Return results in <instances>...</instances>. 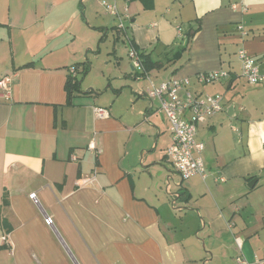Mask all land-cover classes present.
<instances>
[{
	"label": "crops",
	"instance_id": "obj_1",
	"mask_svg": "<svg viewBox=\"0 0 264 264\" xmlns=\"http://www.w3.org/2000/svg\"><path fill=\"white\" fill-rule=\"evenodd\" d=\"M106 2L125 32L100 0H0V80L11 79L9 98L0 91V264L264 259V79L249 85L236 55L242 44L264 77V0ZM238 24L249 32L243 43ZM131 45L160 68L134 77ZM111 55L117 67L106 86L81 82L67 105L68 69L88 59L92 72ZM219 69L227 79L196 87L223 97L221 112L197 130L206 177L181 183L165 158L168 121L146 91Z\"/></svg>",
	"mask_w": 264,
	"mask_h": 264
},
{
	"label": "built area",
	"instance_id": "obj_2",
	"mask_svg": "<svg viewBox=\"0 0 264 264\" xmlns=\"http://www.w3.org/2000/svg\"><path fill=\"white\" fill-rule=\"evenodd\" d=\"M100 2L107 13L117 18V31L125 32L123 20L119 17L115 4L107 3L106 0H100ZM235 30L238 33L239 41L243 43L249 32L241 24L236 25ZM177 38L179 41H183V35L180 31L177 33ZM236 55L240 62V76L249 85L260 84L264 77L259 73L257 59L249 55L242 44ZM128 57L133 73L141 74L143 68L139 53L131 46L128 51ZM70 72L75 75L73 69ZM228 76L229 71L219 69L196 74L193 78L170 77L162 81L158 86H152L146 91L147 97L158 101V111L168 121L171 144L166 149L165 158L173 167L181 183L194 176H199L202 179L206 177V170L201 158L204 145L196 140L197 130L198 126L207 118L218 114L222 110L223 97L221 95H203L198 92L196 87L215 84L227 79ZM10 87L11 79L9 77H4L0 80V91L5 98H9ZM105 115V110L96 109V116L104 117ZM88 149L94 154L97 153L94 143H90ZM71 158L76 160L74 156ZM181 183L177 187H180ZM168 187L169 184L167 183L166 189ZM175 197H178V195L175 194ZM29 199L34 205L39 204L35 193H31ZM175 202L176 200L172 202V206L175 205ZM44 224L52 227L53 219L45 217ZM235 262L237 264H264V259H255L253 263H249L240 252L235 258Z\"/></svg>",
	"mask_w": 264,
	"mask_h": 264
},
{
	"label": "trees",
	"instance_id": "obj_3",
	"mask_svg": "<svg viewBox=\"0 0 264 264\" xmlns=\"http://www.w3.org/2000/svg\"><path fill=\"white\" fill-rule=\"evenodd\" d=\"M115 29L117 30V28H115ZM120 33H123V32H120ZM189 36H191V35H188V36L185 37V41L182 43V45H180V48L178 49V52L175 54V57L179 58L180 54L185 50L186 45H187V43L189 41ZM103 40H104V37H101L99 39V43H102ZM131 47L139 53V56H140V59H141V64H142V68H143V71H142L141 74L133 73L134 77H136V78L138 77L140 79L141 78H145L146 76H148V73L151 70L156 69V68H160V66H161L160 62L152 61L146 53L139 52L134 47V45H131ZM30 67H32V63H28V64L22 66L21 68H30ZM79 67L82 68L81 74L84 77L88 73L90 65L86 61V62H83V63L82 62L81 63H75L72 66V68L68 69V73L66 75V80H65V84H64V91H65V94H66V104L67 105H71L72 104V99L74 98L75 95L82 93L81 89H80V81L76 78V76L73 73L70 72V70H72V69L76 72V70Z\"/></svg>",
	"mask_w": 264,
	"mask_h": 264
},
{
	"label": "rangeland",
	"instance_id": "obj_4",
	"mask_svg": "<svg viewBox=\"0 0 264 264\" xmlns=\"http://www.w3.org/2000/svg\"><path fill=\"white\" fill-rule=\"evenodd\" d=\"M101 43H99V41H98V45H97V47H96V49L94 50V53L93 54H99V45H100ZM117 44H122L121 42H118ZM129 51V50H128ZM126 59H128V61L130 62V59H129V57L127 56L126 57ZM115 60H117L116 58H115V56L114 55H111L110 56V59H109V62H110V65L109 66H106L105 65V59H104V57H101V58H99V60L97 61V62H93V70H92V72H90V68H91V66H90V68H89V71H88V73L86 74V76H82V74H79L78 75V80L80 81V86H81V82H82V87H84V85H85V83L86 84H91V85H94V86H97V84L101 81V86L104 84V86H106V80H105V74H106V72H108V69L109 68H111V73L110 74H112V72H113V70H112V66L114 67L115 66V68L117 67L116 66V62H115ZM87 61V63H89V65H91V63H90V61L88 60V59H85L84 60V62H86ZM118 61H119V59H118ZM106 62H108V60H106ZM131 63V62H130ZM133 73V72H132ZM88 76V77H87ZM103 76H104V78H103ZM118 76V74L117 73H114V75L112 76V77H117ZM83 77V78H82ZM155 78V77H154ZM119 79H122V77H119ZM153 80H155V79H153ZM83 82H85V83H83ZM216 84H218V82L217 83H215L214 85H216ZM90 85V86H91ZM99 85V86H100ZM210 85H213V84H210ZM211 95H214V94H211ZM244 258V257H243ZM247 261V260H246ZM248 262V261H247ZM236 263V262H235ZM250 263V262H249ZM237 264V263H236Z\"/></svg>",
	"mask_w": 264,
	"mask_h": 264
},
{
	"label": "water",
	"instance_id": "obj_5",
	"mask_svg": "<svg viewBox=\"0 0 264 264\" xmlns=\"http://www.w3.org/2000/svg\"><path fill=\"white\" fill-rule=\"evenodd\" d=\"M255 183H256V180H252L248 186L252 187Z\"/></svg>",
	"mask_w": 264,
	"mask_h": 264
}]
</instances>
